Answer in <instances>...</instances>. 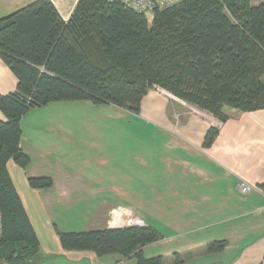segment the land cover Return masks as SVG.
I'll list each match as a JSON object with an SVG mask.
<instances>
[{"label":"crops","instance_id":"0c3cea01","mask_svg":"<svg viewBox=\"0 0 264 264\" xmlns=\"http://www.w3.org/2000/svg\"><path fill=\"white\" fill-rule=\"evenodd\" d=\"M32 1L0 0V18ZM77 1L51 0L64 21ZM16 84L0 56V93L14 91ZM152 90L142 98L138 115L89 100L51 102L22 115L20 147L29 162L23 168L9 159L6 168L40 245L27 264H36L41 251L53 264H135L119 254L98 257L61 247L56 229L72 230L60 228L48 208L66 203L73 213L84 201L93 206L78 215L80 225L71 229L122 227L132 225L124 220L136 216L140 225L162 234L142 248L147 258L162 255V264H173L174 252L202 251L221 239L227 241L222 252L202 251L183 264L264 263V187L259 185L264 183V108H224L225 121L205 123L195 114L180 115L175 101ZM80 107L97 112L96 118L85 120ZM0 120H5L1 111ZM116 121L126 128H110ZM131 121L138 129L130 128ZM210 126L218 134L204 148ZM37 176L50 177L52 185L32 188L27 179ZM241 182L252 185L250 191L240 193ZM117 206L124 223L112 221Z\"/></svg>","mask_w":264,"mask_h":264},{"label":"trees","instance_id":"16d2710c","mask_svg":"<svg viewBox=\"0 0 264 264\" xmlns=\"http://www.w3.org/2000/svg\"><path fill=\"white\" fill-rule=\"evenodd\" d=\"M182 0L145 13L119 1L78 0L64 21L51 0H34L0 18V56L17 79L0 93V262L27 264L40 245L6 163L26 167L20 147V119L28 110L56 101L89 100L138 114L154 88L205 110L220 122L224 108H264V0ZM209 127L202 146L212 145ZM32 188H48L47 176L28 177ZM264 187V183L259 184ZM65 250L95 256L119 254L135 264H162L142 248L162 238L152 225L86 231L56 229ZM224 239L205 244L207 254L222 252ZM173 264L185 253L174 252ZM259 264H264L260 262Z\"/></svg>","mask_w":264,"mask_h":264},{"label":"rangeland","instance_id":"374dc122","mask_svg":"<svg viewBox=\"0 0 264 264\" xmlns=\"http://www.w3.org/2000/svg\"><path fill=\"white\" fill-rule=\"evenodd\" d=\"M258 2H259L258 0L251 1L252 4H257ZM153 12L154 11L145 13V15L147 17V20H148V23H151ZM154 89L155 90H152L151 93L156 92V90H158L160 88L154 87ZM159 93L162 94L164 97H167L170 101H175L174 106L177 107V111H179L178 106L181 107L182 110H181V114L180 115H192V114H195L198 118L203 120L205 123H207V121H210V120L213 121L215 119V117H213L207 111L201 110V109H199L198 107H196V106H194L192 104H189V103H187V102H185V101H183L181 99H178V98H176L175 96H173L172 94L168 93L165 90L160 89ZM82 107H84V106H82ZM82 107L77 108V109L81 111V113L83 115V118L85 120H90L91 121V120L96 118L95 117V113H97V112H95L94 110H92L90 108H86V107L85 108L87 110H83ZM226 109L229 110L228 108H226ZM123 110L134 115V113L129 112L126 109H123ZM177 111H174L173 114H177ZM223 112H224V110H223ZM138 114H136V115H138ZM175 119H176V117H175ZM177 119H178V116H177ZM136 123L137 122H135V121H131L130 128L132 127L131 129H138V128H135L136 125H137ZM107 124L110 126L109 123H107ZM210 127H212V126H210ZM110 128L118 129V128H126V127H121V125L119 124V121H116V123H113V125H111ZM247 184L252 188V185H250L249 183H247ZM70 205L71 204H66V203L63 204L62 203L61 206L58 207L56 210H51L52 208H48V210L51 212V215L53 216L54 222L59 224L61 226L60 228H62L63 230H72V231L79 230V229H71V228H76V226L80 225L81 221H80V218L78 217V215H82L81 213L82 212L84 213V211L87 212V210H91V207L93 206V202L84 201V202L78 203V205H79L78 207L79 208L75 209L73 211V213H70L69 211L66 210L67 208L70 207ZM115 210H116L115 211V216L113 217L112 221H114L116 224L119 221L121 223H124V221H125V223H127V224L131 223L133 225L132 222L138 221V220L141 221V219L137 218L136 216H132V215L129 218H127V220L122 221L123 220L122 219L123 216H122V213L120 212L121 211L120 207L117 206ZM148 220H150V219H148ZM138 225H140V223ZM200 253H202V251L200 249H195V250L190 251L189 253H187V258L193 257V256L198 255ZM41 255H43L42 251L40 253L41 259L38 258L36 264H53L52 263L53 259L51 257L45 258V257H43ZM172 261H173V258H172ZM0 264H5V263L0 262Z\"/></svg>","mask_w":264,"mask_h":264},{"label":"built area","instance_id":"2783aa9c","mask_svg":"<svg viewBox=\"0 0 264 264\" xmlns=\"http://www.w3.org/2000/svg\"><path fill=\"white\" fill-rule=\"evenodd\" d=\"M106 1H119L129 8L136 10L138 12L147 13L154 10H161L166 7L172 6L181 2L182 0H106ZM237 189L240 193L245 194L250 191L251 187L245 183L241 182L238 184ZM133 224H141V221H134ZM2 235V224L0 215V239Z\"/></svg>","mask_w":264,"mask_h":264}]
</instances>
